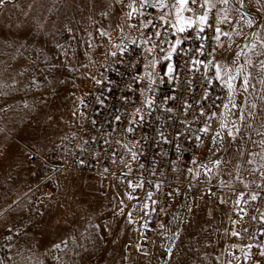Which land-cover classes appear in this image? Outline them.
Here are the masks:
<instances>
[{"label": "snow or ice", "instance_id": "6c2138e0", "mask_svg": "<svg viewBox=\"0 0 264 264\" xmlns=\"http://www.w3.org/2000/svg\"><path fill=\"white\" fill-rule=\"evenodd\" d=\"M220 3L227 4L228 0H219ZM240 7L244 6V0H238ZM260 3V0H257ZM119 5L122 8L128 7L131 9L129 12L122 13L125 20L132 15L133 12L143 8H150L154 10L153 18L164 21L159 27L153 24L151 19L147 17L143 22L139 23V29H148L151 25V32H140V39L137 41L135 37H126L122 39L120 43H111V35L113 32L119 30L124 33V26L121 23H117V13L115 6ZM7 0H0V7H6ZM31 7V5L29 6ZM65 7L67 10L73 13L72 19L75 16L81 15L85 11L89 13L97 11L103 18L110 21L111 31L105 29L103 25L96 28L101 40L103 37H109V47L106 44L97 43L93 32H90L85 28L83 31L87 39H81L78 41L79 45L84 46L83 58L78 51H74L72 57L69 59L66 44L76 38L77 29L73 27L72 20L65 17L61 22L60 27L55 31L49 33L44 32L45 39L40 41L38 39H29L27 44L21 43L20 39L15 34L6 33L3 28H0V43L5 48L16 47L15 55L12 59L17 63L22 62L24 53L20 51L21 48L31 47L33 44L35 48V60L33 64L36 65V69L28 73V68H24L18 72L20 77L25 76L28 73V79L24 82L19 81L16 77L11 78V85L4 84L0 81V87L6 88V91H0V98H4V106L0 107V113H6L12 111L13 105L8 103V99L11 98L12 92H24L25 95L36 92L43 88L52 99L45 100L42 96L38 99H34L32 105L28 100H23L22 104L24 108H30L35 104H40L42 107H54V99L58 98L61 94L60 90H67L69 84L76 90L80 89L83 84L91 83L92 88H95L99 92V95H88V91L81 92V95L75 96V107L72 111V116L84 119L86 124L95 128L96 135L91 137V141L99 144L103 139V143L108 146L107 150H96L89 141L83 140L75 144V148L78 149V153H73L72 150L64 145V155L58 157L59 163L52 165V172L63 173L69 172L70 174L64 179L67 183H56L54 185L55 191L47 192L45 195L49 198L47 204L39 202L43 205L44 211L39 212L34 207L28 208V215L21 214L20 216L12 219L11 213L15 211L23 210V205L19 203V196H17L11 203H6L3 209H0V217H3L5 213H9L5 224L9 225L7 228V234L5 240L7 241V247L3 251H0V264H44V261L40 259L33 247L35 245L28 243L21 246H17L13 250L11 241L14 238H18L15 233H19L23 229L24 236H28L29 232H40L41 235L50 234L56 235L59 230L60 221L58 219L60 210L64 208L61 201L56 200L58 194L66 192L69 185L73 190H80L81 196L86 197L80 181H83L84 185L91 187L88 181L81 175L86 168L90 167V161L95 160L97 164H100V155H110L114 157L115 153L112 150V142L105 137H109L112 133L104 131V125L108 124V127H112V124L108 123L110 120L118 121L124 124V127L120 135L135 134L136 125H144L145 121H151V127L149 132L151 135H147L141 130L140 135L136 137V140L147 141L143 145L145 148H160V153L157 155L153 153L154 160L149 163H154L155 159H159L160 163L165 165L166 168H171L175 172L176 165L179 159V155L183 152V140L185 134L190 131L189 125L198 117L195 113L198 111L199 117L203 118V124L198 129V133L209 135L212 123V118L217 116V112L210 111L205 108L201 101L205 99L211 100L210 89L215 87L214 81H219L220 84L226 86L229 94V104L233 109H238L241 115L237 117L241 123H233L228 126L227 136L231 137L228 143H224L219 129L225 128V123H221L218 126V130L212 134L213 144L218 145L215 152L212 153V158L209 160L211 167L208 164L197 163L196 158L193 157L192 163L195 165L196 171L193 175V180L200 174V169H203L204 175L208 177H216L220 174H226L228 176L227 182L223 179L219 180V184L222 187L232 188L233 181H238L243 184L245 190L249 189V184L255 183L256 189L250 190L247 198L245 192L241 191L236 196L234 203L240 205L241 203L247 205L249 201H256L262 194H264V132L257 133L261 139L259 144L256 141H249L256 147L260 148V151L254 153L245 146L244 136L245 129L252 128V121L248 120L246 123L243 112L245 107L242 104H237L232 101L233 89L236 87L234 81L242 76V80L238 87L243 90L244 93H248L251 88L252 91L257 92L260 95L261 101H264V3L261 4V11L257 17H249L245 24L251 31L253 40L245 45L247 51L237 52L236 57L244 55L245 59L243 63H240L237 58H233L231 66L222 64L215 59V53L217 48H222L220 53L223 56L225 49L220 44V36L223 35L231 41V33L223 31V28L219 26L217 22L216 26L211 24L209 19L210 9L216 7L211 0H131V3L125 5L123 0H111L110 4H106L105 0H65ZM174 8L177 13L176 22L168 25L167 20L171 15V11L165 12V9ZM182 11L192 12V16H182ZM198 13H200L198 15ZM27 15V13H25ZM82 19L86 18L92 23H96L93 16L89 14L87 17L81 16ZM77 23H79L77 21ZM129 28L133 25L129 24ZM215 35L211 38L217 41V46L213 47L209 52L203 42L200 46L193 49L185 47L186 40H182L176 32L187 34V29L192 28L196 32L195 40L203 41L204 33L206 29H213ZM176 29L173 32L171 29ZM138 29V30H139ZM155 36V40H151L149 36ZM236 35H243L242 33H236ZM247 40V36L244 37ZM259 39V44H257ZM195 42V41H194ZM147 45V47H145ZM105 50L100 52L101 48ZM199 55H196V54ZM51 54H55V58H52ZM101 55L104 57L103 62L98 63L95 59V55ZM255 55L258 59L254 62L251 58ZM203 57L201 59L200 57ZM63 57L64 59H60ZM209 57H212L209 59ZM86 61V62H85ZM163 61V64H161ZM210 66L214 69V72L210 70ZM251 66V67H250ZM203 67L204 71L200 69ZM95 68V71L92 69ZM103 68L104 71H100ZM162 69V70H161ZM255 72V75L253 73ZM199 73V77H197ZM255 80L257 84L261 85V88L257 90L252 81ZM199 83V92H194ZM98 86V87H97ZM123 89V91H121ZM91 89H89L90 91ZM107 93V94H105ZM139 96V102L136 97ZM247 98V97H246ZM227 107V105H225ZM101 109L103 111H101ZM251 109L257 110V104L252 103ZM260 111L264 112V107H261ZM189 112L193 115L189 118ZM99 113L96 118H92L95 114ZM222 115V114H221ZM248 116L254 118V112L248 111ZM51 119V117H49ZM100 124L99 128H96L97 124ZM264 128V124L261 125ZM183 129V131H181ZM3 131V129H0ZM115 131V129H113ZM198 133H193L195 141L203 143L201 136ZM73 139L76 137V133L72 134ZM217 137H221V140H217ZM193 137H189L192 139ZM239 138V139H238ZM67 140L68 137L62 138ZM136 140H132V148L128 147L125 143L123 146L130 154L132 161H139L142 156H146L147 153H140L139 147L136 144ZM121 141L116 140L119 144ZM235 142L237 150L235 153L230 152L231 144ZM72 140H69V144ZM175 144L174 153L177 154V160H172L171 156L174 154L172 150H165L164 145H168L171 149V145ZM60 146L58 145L57 148ZM135 149V150H133ZM5 158L8 166L11 167L14 163H23L19 160L17 152L13 150V146L10 144L4 145ZM211 151V149H209ZM86 154V155H85ZM20 155H23L21 152ZM35 156H41V160L37 161V164H43L45 168L51 164L50 159H44L42 154L37 151ZM227 157V158H225ZM258 157V159H257ZM71 159V163H69ZM27 155H24V161H27ZM120 160L123 161L124 157L121 156ZM232 165V169L225 173V169L229 165ZM223 166V167H221ZM125 167H128L126 164ZM140 167L145 168L144 163H140ZM215 169V172L213 171ZM131 170V169H129ZM259 170V181L256 179L245 180L243 175L247 172L249 176H254ZM31 172L32 170L29 169ZM189 173H193V168H188ZM109 172L108 167L103 168L101 175H107ZM155 172H161L163 170L157 166L150 170V175ZM72 173H75L73 175ZM35 175V173H32ZM46 179L51 180L52 177L46 176ZM129 186H132V182L129 181ZM161 181H157L155 187L160 188ZM136 187H143V184H137ZM189 187H192L190 184ZM207 188L205 196L209 193H213L211 187ZM31 190V189H30ZM235 191V189H233ZM180 194L179 189H173L169 192V195ZM128 199H134L132 194L126 193ZM187 198L188 192L183 193ZM146 199L142 201L141 206L148 208L149 203L155 205L156 200L153 199V192L148 191L146 193ZM210 199V198H209ZM220 204H225L226 201L222 198H218ZM56 203L53 205L52 201ZM88 203L90 213L87 215L88 228L85 229V233H79L78 237L70 232H65L63 238L56 236L58 242H53L51 248L46 249V253L51 257L53 264H101V261L105 259L104 253L108 250L101 246V243L113 246V255L109 257V264H117L116 254L117 250L115 245L117 238L120 235L119 217L125 212L124 208L115 205L111 212L112 220H103L101 222L93 223L94 219L98 220L97 205L93 202L85 200ZM123 204V201H120ZM15 205V208H13ZM186 210L190 213L193 219L185 220L183 216L179 217V225L175 227L174 231L170 233V245L166 248L165 253L169 257L168 264H193L190 259V249L185 248V234L189 237V240L193 238L192 232L188 229L195 223V217L198 210H205L208 223L213 219V209L208 207L207 204L201 205L197 200L193 199L190 204L185 205ZM155 210V209H153ZM163 210V209H161ZM233 211L237 213L238 219H232L229 217L230 224L233 227L225 229L230 231L231 236L242 238L244 235H248L249 229L243 226L244 216L248 214L246 208H234ZM33 213H38L39 220H34ZM57 217L53 222V218ZM84 217L81 216L80 219ZM128 224L132 223L131 213H128L125 217ZM252 220H257L256 215H252ZM25 220L28 224L25 225ZM260 227L257 230L258 233H264V212L259 215ZM65 224L67 221L64 222ZM43 225L42 228H38L37 225ZM240 224L239 230H236L235 225ZM182 226V227H181ZM160 227H164L163 224ZM89 229L91 231H89ZM15 230V233L13 232ZM203 231V229L201 230ZM257 234L254 232L252 235H248V239L252 240ZM199 235V234H198ZM80 241L94 242L93 250H89L85 247L84 243ZM71 243V247L69 244ZM196 243H200L199 240ZM236 247L235 244L232 245ZM247 251H243V258L248 264H264V244L251 243L244 245ZM79 249V250H78ZM127 250V246H124L119 251L121 261L129 259L124 255V251ZM139 247L137 251H139ZM71 254L78 258V261H67L65 256ZM147 255V252H144ZM95 257V260L93 259ZM239 264V258L233 257ZM220 254L210 256V254L204 252L201 253L198 264H219ZM227 264H232V261H227Z\"/></svg>", "mask_w": 264, "mask_h": 264}, {"label": "rangeland", "instance_id": "374dc122", "mask_svg": "<svg viewBox=\"0 0 264 264\" xmlns=\"http://www.w3.org/2000/svg\"><path fill=\"white\" fill-rule=\"evenodd\" d=\"M124 4L127 5L131 3V0H123ZM106 4H110L111 0H105ZM264 0H244V6L240 7L238 0H232V6L235 8L237 14L241 16L240 27L243 28V35H239L236 40H232L223 46L225 49H230L223 52V56L220 55V62L222 64H227L231 66L233 58H237L240 63H243L245 57L240 55L236 57L237 52L247 51L245 45L252 42L253 36L251 31L245 24V21L249 17H257L261 11V4ZM31 5V7H29ZM127 7L122 8L119 5L115 6V11L118 14L116 22L121 23L125 26V17L122 13L126 12ZM174 8L165 9V12L171 11L169 20L176 22L177 13H173ZM27 13V15H25ZM91 14L96 21L82 19L81 16L87 17ZM182 16H192L188 11H182L180 13ZM65 17L72 20V25L77 29L76 38L68 41L66 44L68 57H72L74 51H78L83 58L84 46L79 45L78 41L81 39H87L84 33V29L87 28L88 31L93 32L97 43H103L109 47V37L105 36L101 40L98 33H96V28L103 27L111 31L110 21L103 19L97 11L89 13L85 11L81 15L75 16L72 19L73 13L66 9L65 0H7L6 7H0V28L6 33H12L20 39L21 43L27 44L29 39H38L43 41L45 37L44 32H53L56 28L60 27L62 21ZM77 21L79 23H77ZM233 24L230 29L232 34ZM121 32L119 30L115 31L111 35V43L115 44L118 42ZM261 35H264L262 33ZM247 36V40H245ZM257 44H259V39H257ZM19 45H14L12 48H5L2 43H0V81L4 84L11 85V78L16 77L19 81H26L28 79V73L33 72L36 69V65L33 64L35 60V48L36 45L33 44L28 48H21L20 51L24 53V58L22 62L17 63V61L12 59L15 55L16 47ZM105 49L102 47L100 52ZM52 58H55V54H51ZM255 62L258 58L253 55L251 57ZM60 59H64L60 57ZM94 59L99 63L101 55L97 54ZM259 59H264V57H259ZM86 62V61H85ZM251 67V66H250ZM24 68H28V73L25 76L20 77L17 75L18 72L22 71ZM93 68L92 70H94ZM255 75V72L253 73ZM242 76L239 77L234 84L236 87L233 89L232 101L237 104H242L245 107L243 115L245 117V123L248 120L252 121V128L245 129V146L257 153L260 151L259 147L254 146L250 141H256L259 144L261 137L257 134L264 132V128L261 127L264 124V112L260 111L261 107H264V101H261L260 95L257 92L249 89L248 93H244L242 89L238 87ZM253 85L257 90L261 88V85L257 84L255 80L252 81ZM90 83L83 84L80 86L79 90L72 87L71 84L67 86V90L61 89L60 96L54 99V107H42L40 104H35L30 108H24L22 101L28 100L29 104L32 105L34 99L43 97L45 100L52 99L49 92H46L43 88L39 89L35 96L33 93H28L25 95L24 92H12L11 98L8 99V103L13 105L12 111L6 113H0V209H3L6 203H11L17 196H19V203L23 205V210L15 211L11 213L12 219L23 215H28V208L34 207L39 210V212L44 211V207L41 203L47 204L49 198L46 197L47 192H54V185L56 183H67L64 177L68 176L69 172L63 173H53L52 165L59 163L57 159L64 155V145L66 141L71 137L72 130L77 121V117L72 116V111L76 106L75 96L81 95V92L87 91ZM6 88L0 87V91H6ZM264 94V93H261ZM247 97V98H246ZM230 99V98H229ZM257 104V110L251 109V104ZM4 106V98H0V107ZM248 111L254 112V118L248 116ZM241 115L238 109H233L228 101V109L226 111L225 119H221V123H225V128L219 129L222 138L225 137L224 143H228L231 137L227 136L228 126L233 123H241L237 120V117ZM51 117V119H49ZM220 123V124H221ZM224 134V135H223ZM68 137L67 140L62 138ZM239 139V138H238ZM222 141V142H223ZM10 144L13 146V150L17 152L19 160L23 163H14L11 167L5 158L4 145ZM60 146L57 148V146ZM218 145L212 144L207 152L201 157L196 158L197 163L208 164L211 167L209 160L215 158L212 153L215 152ZM211 149V151H209ZM237 150L236 143L233 142L230 147V152L235 153ZM39 151L44 159H50L51 164L47 168L44 165L37 164V161L41 160V156H35V152ZM23 155H20V153ZM24 155H27L28 160L24 161ZM30 156L32 158H30ZM227 158V157H225ZM258 159V157H257ZM223 167V166H221ZM188 168H193L194 172L189 173ZM29 169L32 171L30 172ZM232 169L230 164L225 173ZM196 168L192 161H188L181 168L180 171V184L178 189L180 194H176L175 201L169 205L166 211V218L164 220V227H158L155 233V237L151 241V246L147 245L146 240L136 241L134 238V226L133 221L128 224L127 217L130 213V206L132 199H128L126 193L132 194L134 196L135 189L127 185V187L119 190L117 187L120 184L116 180L110 181L106 188L100 190L96 187L95 179L87 174L82 173L81 175L88 181L91 187L84 185L83 181H80L82 190L87 193L86 197L81 196L80 190H73L71 185H69L66 192L58 194L56 200L63 203L64 208L60 210L59 221L60 226L56 235L45 234L41 235L40 232H29L28 236H24L23 229L19 233L13 232L18 238H14L11 243L13 245V250L17 246L31 243L35 245L33 247V252L44 261V264H53L51 257L47 255L46 249L51 248L53 242H58L56 236L63 238L65 232H70L78 237L79 233L85 232L88 228L87 215L90 213L88 208V203L85 200L93 202L97 205L98 220L94 219L93 223L101 222L103 220H112L111 212L115 205L124 208L125 212L119 217L120 224V235L117 238V243L115 248L117 250L116 260L117 264H160L161 260L165 258V250L167 247L171 246L170 233L174 231L175 227L179 225V217L183 216L184 219H193L192 215L187 212L185 205L191 203L193 199L197 200L202 206L207 204L208 207L213 209V219L208 223H205L207 216L205 210H198L195 217V223L188 229L192 232L193 238L189 240L187 234H185V248L190 249V259L193 264H198L201 253H208L210 256H215L220 254L219 264H227L230 258V249L233 244L237 243V237H233L230 231H225V229H231L233 225L230 224L229 217L235 219L234 212L232 210V205L230 202L226 201L225 204H220L219 199H212L205 196L201 190H192L185 186L190 180L196 183H203L209 177L204 175L203 169H200V174L195 180H193V175L195 174ZM215 172V169H213ZM35 173L33 175L32 173ZM75 175V173H72ZM244 177L255 178L259 181V170L254 176H249L247 172L243 173ZM46 176L52 177L51 180L46 179ZM218 176L228 178L226 174H220ZM135 183V182H133ZM31 189V190H30ZM188 192L187 198L183 193ZM123 201V204H120ZM55 205L56 201H52ZM150 207L153 204L149 203ZM15 208V205H13ZM9 213H5L3 217H0V251H3L7 247V241L5 240V235L7 234V228L9 225L5 224ZM34 220H39L40 216L38 213L31 214ZM83 216V219L80 217ZM57 217L53 218L55 222ZM132 219V218H131ZM67 221L65 224L64 222ZM25 225L28 221L25 220ZM38 228H42L43 225H37ZM182 227V226H181ZM237 230V224L235 225ZM203 229V231H201ZM89 231H91L89 229ZM199 234V235H198ZM199 240L200 243H196ZM84 243L85 247L90 251L93 250L94 242L80 241ZM71 247V243L69 244ZM102 247L108 250L104 253L105 259L101 261V264H109V257L113 255V246L109 243L107 245L101 243ZM127 246V250L124 251V255L128 256L129 259L126 261H121L119 251ZM139 247V251L137 248ZM79 250V249H78ZM147 255H144V252ZM67 261H78V258L72 256L71 254L64 257ZM95 260V257L93 258ZM169 257L167 259L168 264ZM232 261V260H231ZM166 264V263H164ZM232 264H234L232 262Z\"/></svg>", "mask_w": 264, "mask_h": 264}, {"label": "built area", "instance_id": "2783aa9c", "mask_svg": "<svg viewBox=\"0 0 264 264\" xmlns=\"http://www.w3.org/2000/svg\"><path fill=\"white\" fill-rule=\"evenodd\" d=\"M129 11H131V9L127 7L126 12ZM153 14H154V10L150 8H143L133 12L132 15L125 20L124 33H121L117 43H120V41L122 39H125L126 37H135L137 41H139L140 32L143 31L151 32V25L149 26L148 29H139V23L143 22L146 17L148 19H151L153 21V24H155L157 27H159L161 23H164V21L154 19ZM199 14L200 13H198V15ZM209 19L213 26H216L217 22H219V26L224 29V32L230 33V29L232 27L231 20L229 18H225V19L220 18L218 16V11L216 10V7L210 9ZM129 24L133 25V27L129 28L128 27ZM167 24L171 25L174 24V22L168 19ZM171 30L173 32H176V29L174 28ZM176 35H178L182 40L187 41L185 47H190L195 49L200 46L201 42H203L207 50L211 52L212 48L217 46V41L211 38L213 35H215L214 27L211 30L209 29L205 30L203 41L195 40L196 32L192 28L187 29V34L176 32ZM148 38L151 40L156 39L155 36H151V35ZM229 42L230 41L227 37L223 35L220 36V44L222 46H225ZM145 47H147V45H145ZM221 51L222 48L218 47L217 52L215 53V59L218 61H220ZM196 55L199 54L197 53ZM200 58L203 59L202 56ZM211 58L212 57H209V59ZM103 59L104 57L101 56L100 62H103ZM161 64H163V61H161ZM210 70L214 72V69H212L211 66H210ZM93 71H95V69ZM100 71H104V69L101 68ZM200 71L201 72L204 71L203 67H201ZM197 77H199V73H197ZM214 85L215 87L210 89L211 100L205 99L201 101L202 105L205 108L209 109L210 111L217 112V116L212 118V123L210 125L211 131L209 135L198 133L199 127H201L203 124V118L199 117V113L197 111L195 115L198 117V119L193 121V123L188 126L190 131H188L185 134V138L183 140V152L182 154L179 155V159L176 165L177 170L175 172H173L171 168H166L165 165L161 164L159 159H155L154 163H149L150 161L154 160L153 153H156L157 155L160 153V148L159 147L145 148L143 147V145L146 144L147 141L136 140V137L140 135L141 130H143L145 134L151 135V133L149 132V128L151 127L150 120L145 121L144 125H136L135 134H126V138L125 136L120 135L124 127V124H122L121 122L110 120L108 123L112 124V127H108V124L104 125V131L107 133H112L111 136L105 138L111 140L112 142L111 147L115 154L119 151L120 147L123 146L125 143L128 144L129 148H132L131 141L136 140V144L139 147L140 153L146 152L147 153L146 156H142L138 162L132 161L131 163H128V167L126 169L117 170L113 167V158H111L110 155L101 154L100 164H97L95 160H91L90 167L86 168L83 172L91 175L95 179L96 187L100 190L105 189L107 184L113 179L118 181L121 188L127 187V185H129L128 183L129 181L132 182L131 187L135 189V192H134V199H132L130 206V213L134 226V238L138 242L141 240H146L147 245L149 247L151 246V241L155 237V233L158 227L161 224L164 225L167 208L176 199V194L169 195V192L173 189L178 188V185L180 184L181 168L185 165L186 162L192 161L193 157L199 158L207 152L208 148L213 144L212 134L218 130L220 119H225L226 111L228 109V101L230 98L228 94V89L226 88V86L220 84L219 81H214ZM89 89L91 90L89 91ZM87 91L89 96L99 95V92L96 91L95 88H92L91 83ZM121 91H123V89H121ZM193 91L194 92L200 91L199 83H197L196 88H194ZM136 99L137 102H139V96H137ZM225 105H227V107H225ZM101 111L103 110L101 109ZM97 115H99V113L95 114L92 118H96ZM188 115L189 118H191L193 113L189 112ZM99 127L100 124L98 123L96 125V128ZM113 129H115V131H113ZM181 131H183V129H181ZM73 133H76L75 139H73L72 137ZM193 133H198L201 136L203 143L198 144L194 139ZM72 134L71 137L66 141L65 145H67L72 150L73 153H78L79 150L75 148V144L81 142V138H83V140L85 141H89L93 145V147L98 151L101 149L107 150L108 148V146L103 143V139L100 141L99 144H96L95 142L91 141V137L93 135H96L97 133L95 128H92L90 125L86 124V121L84 119L77 118L75 126L72 130ZM189 137H193V138L189 139ZM117 139L121 141L119 144L116 143ZM69 140H72L71 144H69ZM217 140H221V137H217ZM164 149L166 151L172 150L174 153L175 144L171 145V149H169L168 145H164ZM30 158L32 157L30 156ZM171 159L177 160V154L174 153L171 156ZM69 163H71V159H69ZM140 163H144L145 168L142 169L140 167ZM157 166H159L160 169L163 170V174H161V172H155L154 174L150 175L149 174L150 170L156 168ZM104 167L109 168V172L106 176L101 175V173H103ZM220 179H223L226 182L228 180V178L216 176L211 178L209 177L203 183H196L190 180L186 183L185 186L189 189V191L199 189L203 191L205 195V193L207 192V188L205 187V185H207L208 187H211L213 189V193H214V194L209 193L208 194L209 198L212 199L222 198L225 201L230 202V204L232 205V210L234 208L247 209L248 214L244 216L243 226L249 229L248 235H252L254 232H256L257 234H255L252 240L248 239V235H244L242 238L237 237V243H235L236 247L235 248L231 247L230 249V258L234 264H237V260L233 259L234 256L239 258V264H248V262L243 258V254H242L243 251H247V249L244 248V245H247L249 243L253 244L254 246L258 243L264 244V233H258L257 231L260 227L259 215L261 212H264V194H262L256 201H249L247 205L243 203H241L240 205H236L234 201L238 193L244 191L245 192L244 198H247L249 191L256 189V184L255 183L249 184V189L245 190L242 183L234 180L232 184V188H229V187L220 186L219 184ZM252 179L255 178L245 177V180H252ZM157 181H161L159 189L152 187V185H155ZM137 184H143V187H136ZM190 184L192 185V187H189ZM233 189H235V191H233ZM148 191L153 192V199L156 200L157 203L153 205V207L149 206L148 208H143L141 204L142 201L147 198L146 193ZM233 212L235 219H238L237 213L235 211ZM252 215H256L257 220H252L251 219ZM240 227L241 225L237 224V230H239Z\"/></svg>", "mask_w": 264, "mask_h": 264}, {"label": "crops", "instance_id": "0c3cea01", "mask_svg": "<svg viewBox=\"0 0 264 264\" xmlns=\"http://www.w3.org/2000/svg\"><path fill=\"white\" fill-rule=\"evenodd\" d=\"M213 4L216 5V10L218 11V16L222 19L229 18L233 24L232 29V40H236L239 35H236V33H242L243 28L240 26L241 16L236 13L235 8L232 6V0H228L227 4L220 3L219 0H211ZM175 9L173 10V13H175ZM190 12V11H188ZM191 13V12H190ZM224 31V29H223ZM123 156L124 160L121 161L120 157ZM130 154L128 151L124 148V146H121L119 151L115 154L113 167L117 170L120 169H126L125 165L129 163L130 160Z\"/></svg>", "mask_w": 264, "mask_h": 264}, {"label": "bare ground", "instance_id": "6f19581e", "mask_svg": "<svg viewBox=\"0 0 264 264\" xmlns=\"http://www.w3.org/2000/svg\"><path fill=\"white\" fill-rule=\"evenodd\" d=\"M220 123H221V119H220V121H219V125H220ZM219 125H218V126H219ZM223 135H224V134H223ZM223 140H225V137H223ZM223 142H224V141H223ZM117 187L119 188V190H122V188H121L119 185H118ZM167 259H168V256L165 254V258L161 260L160 264H164V263L167 264Z\"/></svg>", "mask_w": 264, "mask_h": 264}]
</instances>
